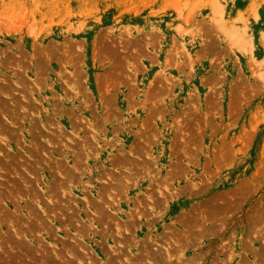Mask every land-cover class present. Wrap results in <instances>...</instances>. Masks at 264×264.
Returning a JSON list of instances; mask_svg holds the SVG:
<instances>
[{
  "label": "rangeland",
  "instance_id": "obj_1",
  "mask_svg": "<svg viewBox=\"0 0 264 264\" xmlns=\"http://www.w3.org/2000/svg\"><path fill=\"white\" fill-rule=\"evenodd\" d=\"M155 262L264 264V0H0V264Z\"/></svg>",
  "mask_w": 264,
  "mask_h": 264
},
{
  "label": "bare ground",
  "instance_id": "obj_2",
  "mask_svg": "<svg viewBox=\"0 0 264 264\" xmlns=\"http://www.w3.org/2000/svg\"><path fill=\"white\" fill-rule=\"evenodd\" d=\"M172 250H173V249H172ZM172 250L169 249V250H167V252H166L167 258H169V259H170V258L174 255V253H175L174 250H173V251H172ZM154 255H155V254H154ZM154 255H153V258H156V256H154ZM154 264H157V263L155 262Z\"/></svg>",
  "mask_w": 264,
  "mask_h": 264
}]
</instances>
